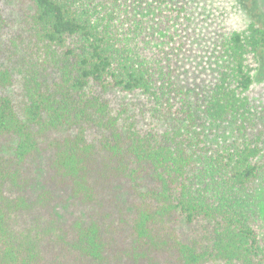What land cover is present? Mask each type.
<instances>
[{
    "label": "trees",
    "instance_id": "obj_1",
    "mask_svg": "<svg viewBox=\"0 0 264 264\" xmlns=\"http://www.w3.org/2000/svg\"><path fill=\"white\" fill-rule=\"evenodd\" d=\"M263 80L264 0H0V264H264Z\"/></svg>",
    "mask_w": 264,
    "mask_h": 264
},
{
    "label": "rangeland",
    "instance_id": "obj_2",
    "mask_svg": "<svg viewBox=\"0 0 264 264\" xmlns=\"http://www.w3.org/2000/svg\"><path fill=\"white\" fill-rule=\"evenodd\" d=\"M242 15H243V13H242ZM242 23H246V22H242ZM256 89H257V93H259V98L260 99H262V98L264 99V80L260 81V82H257ZM262 211H264V208H263ZM260 220H261L260 223L264 222L263 218L261 217V215H260Z\"/></svg>",
    "mask_w": 264,
    "mask_h": 264
}]
</instances>
